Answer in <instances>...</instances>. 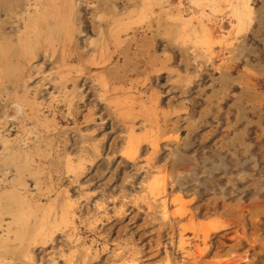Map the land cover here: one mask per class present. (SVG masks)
<instances>
[{
    "label": "rangeland",
    "instance_id": "rangeland-1",
    "mask_svg": "<svg viewBox=\"0 0 264 264\" xmlns=\"http://www.w3.org/2000/svg\"><path fill=\"white\" fill-rule=\"evenodd\" d=\"M9 1L17 2L13 10L7 0L2 6L0 1V32L9 40L10 63L19 65L24 61L18 53L25 30L21 14L34 11L40 0ZM143 2L77 0L73 17L78 26L74 31L77 44L64 39L67 46L61 41L62 49L57 45L63 52L56 47L54 55L43 45L37 52L34 49L36 59L31 55L30 71L25 72L30 94L42 102L43 110L50 106L47 113L59 133L36 134L30 120L28 131L10 117L3 134L13 139V146L20 142L21 148L24 143L22 149L27 146L26 151H31V170L23 172L29 194L43 204L57 198L53 219L59 218L66 195L75 202L77 213L74 236L67 235V228L57 230L45 246L33 247L32 264H129L135 258L140 264H166L168 257L176 260L170 258L172 264H264V0H249L252 15L238 30L229 17L222 19L210 57L203 44L204 48L197 42L199 46L190 41L185 44L174 34L176 28L166 12L158 24L161 5L169 0H155L150 9ZM190 6L187 17L200 9L194 3ZM133 9L137 12L129 14ZM116 18L124 19L118 24L130 23V33L139 29V36L151 39L152 54L160 62L151 61L136 45L128 50L129 39L117 44L112 34ZM130 33L120 36L127 39L134 34ZM103 43L102 55L108 53V65L115 66L90 67L86 60L93 53L98 56ZM68 45L72 46L69 54ZM74 48L81 55H74ZM62 60L73 64L65 65ZM9 79L6 85L0 84V121L9 114L10 94L15 92L13 78ZM70 92L76 95L74 100ZM66 94L71 95L74 114ZM116 100L122 105L117 106ZM144 111L153 114V125L145 120ZM130 124L136 143L140 142L138 153L129 154L134 146L129 139ZM68 156L82 164L77 173L67 168ZM12 166L0 168L4 176L0 188L8 187L13 179L16 167ZM153 180L167 186L166 214L158 200L152 201L149 183ZM2 216L0 234L6 233L10 220L9 214ZM205 230L210 232L207 238ZM87 246L91 247L90 259L83 262L81 253ZM16 257L13 264L31 263Z\"/></svg>",
    "mask_w": 264,
    "mask_h": 264
},
{
    "label": "bare ground",
    "instance_id": "bare-ground-1",
    "mask_svg": "<svg viewBox=\"0 0 264 264\" xmlns=\"http://www.w3.org/2000/svg\"><path fill=\"white\" fill-rule=\"evenodd\" d=\"M0 1H3V3L0 2V3H2L1 6L4 3H7L6 0H0ZM7 1H8L10 8L13 10L15 7V3H17V2H15V1L13 2V1H9V0H7ZM24 1H26V0H24ZM143 1H144L143 7L150 9L152 6V2H154L155 0H143ZM188 1H190L191 3H194L195 5L200 7L199 10L197 9V11H199V14H196L197 11L195 10L196 12L192 11L189 14L190 17H187L185 14V11L187 12L186 9L190 6L191 3L186 5V3L183 0H169V2L167 4L161 5V10L157 14V22H158V24H160L163 21V20L161 21V19L165 16H163L162 13L166 12V14H168V18L172 19V22H170V23H174L173 26H174V28H176L174 31V34L176 33V36L179 37L183 41V43H185V44H186L185 41H190V42H195V44H196V42L200 43L201 46L204 45L206 47V50H208L207 52H205V54H207L208 57H210L209 54L211 56H213L212 55V50H213L212 44H214L216 42L215 37H217V36H215V31L219 32V29L220 30L222 29V19L225 16L229 17V19H230L229 22L234 24L233 28L235 30H238L246 22L245 20H247V18H249L250 14L252 13V8H251V4H250L249 0H188ZM20 4H21V2H20ZM24 4H25V2H24ZM35 5H36V7L34 8L35 10L32 11L31 13L29 12V10H27L26 14H25V12H24V15H23V13L21 14L23 16V18H21V20L25 21L24 22L25 28H23L25 30L21 29L23 33H21L22 35H20L21 36L19 38L20 44H18V46L20 45L21 48H19V52L18 51H16V52L22 53V57L24 58V61L22 60L23 62L21 61L22 63H20L19 60H21V59H18V58H20V57H18L17 59H18L20 64L18 62H16V63L19 65H14L15 62H14V64L10 63L9 59L11 57V53L9 54V50L7 47L9 40L7 41L8 38L4 37L5 35L3 36L4 31L2 33L0 32V84L6 85V82H8L7 78L8 79L13 78L12 79L13 83L12 82H10V83H12L13 88L15 89V92L13 91V94H10L11 97L9 96L10 97L9 98L10 101L8 102L9 107H10L9 114H6V111H5L6 118L3 121H0V125L2 126V131H1L2 133L0 132V142H2L4 145V149H3L4 152L2 154V157H0L2 163L1 162L0 163H1V166L5 165V168H6V165H7V167L11 166V165L16 167V172L14 174V177L12 176L13 179L11 178L10 184L8 183L9 186L7 187V185H5L6 188H3V187H2L3 189L0 188V224H1V221L3 220V218H5L2 216L3 214L6 213V214L10 215V220L8 221V224H7L8 228L6 229V233L0 234V264H13L12 261H13V257H15V256L21 257L23 259V261H26L27 263L31 261L30 264H32V261L34 260V256H33V251H34L33 247L34 246H38V245L45 246L50 239L54 238V236H53L54 233L57 230L62 229V228H64V229L67 228L68 230H70V232H67V235H69V237H72V235L74 236V230L76 228L75 223H77L76 222L77 213L75 211V202H73L72 199H69L68 195H66V199L62 204V208H60L61 213H59L60 216L58 215L59 218L55 217L54 219L52 217H53V215H55L54 211L55 212L57 211L56 210L57 209L56 208L57 198H54L53 200H51L49 202L47 201L48 203L43 204L41 201H40L41 202L40 203L39 200H36L35 197L30 195L31 192H30V190H28L27 185L24 181L26 179H23V175H24L23 172L31 170V166H30V161H32L31 155H30L31 151L30 150L26 151L27 146L24 148L25 150L22 149L23 145H24V143L22 141L21 142L23 143V145L21 148H19V144H21L20 142L16 143V146L18 144V147L13 146V143H12L13 139L9 138L8 136H4V134H3V133H6L5 130L8 128L7 127V120H8L7 118H10V117H14V119H17V122L20 124V125H18V127L22 128V129L23 128L28 129V131H29V128L26 126H27L28 120H30L31 123L33 124L32 127H30V128H31L32 132L36 133V134H55V132L58 129L57 123L50 117V114L47 113V111H49L48 108L50 106L47 105L44 107L45 110L42 109V107H41L43 105L42 102H40L37 99L36 95L30 94L31 91H29L28 79H26L25 77L27 76V74H26L27 71H30L29 67L31 65V59L33 58L31 55L33 54V56H34L35 50L37 52L38 49L42 48V46L45 45V47H44L45 51L46 52L50 51L49 53H51V50H52V53L55 55L56 50H60V49H58L59 47H57V45L61 46V45H59L60 41H61V43L65 42V45H66L67 41H74L73 42L74 46L77 44V43L75 44V40H74V31L76 28H78V26L77 27L75 26V22H74L75 19L73 18L75 16L74 11H75V8L77 6V0H40L39 3L37 2V3H35ZM21 6H22V4H21ZM21 6H19V7H21ZM205 6H207L208 10H205V8H206ZM31 7H34V6H31ZM5 8H6V6H5ZM18 8H17V10H19ZM192 9L193 8H191V10ZM136 10L137 9L131 10L129 12V14L133 15L134 12H137ZM217 11H218V13H219V11H220V13L221 12H224V13L217 15V13H216ZM2 12H4V10ZM27 12H29V13L27 14ZM18 13L19 12L17 11V14ZM151 13L153 15L156 14L154 9L151 11ZM142 14H144V13H142ZM11 15H13V14H11ZM15 18H13V19H15ZM168 18H167V20H168ZM252 18H253V16H252ZM8 19H10V18H8ZM119 19L122 22L124 19L123 20H122V18H116L115 19V25H117V26L120 25V28L115 27V25H114V28L112 29V34L114 35L115 42L117 44L118 43L122 44V43H124V41L126 42L129 39V43H126L128 46L127 47L128 50H130L131 47L133 48V45H136L135 49H140L141 52L146 53L148 55V57L151 59V61H153L154 63L160 62L157 59V55L152 54L151 50H152L153 44L151 42V39H149L145 35L139 36L140 35V33L138 32L139 29L133 30L134 34L132 35V37L130 35L129 36L130 38L122 39L123 36H120L121 33L127 32L129 34L130 33L129 30L132 29V27L129 26L130 23H128L129 25L126 23H124L123 25H121V23L118 24ZM0 20H1V18H0ZM194 20H196L198 22L197 25L195 24L196 22H193ZM9 21H13V20L11 19ZM137 21H139V20H137ZM132 22L133 21L131 20V23ZM140 22H138V23H140ZM14 24L16 25V23H14ZM77 25H78V22H77ZM5 26H6V24H5ZM16 27H17V25H16ZM16 27H15V29H18ZM1 28L6 30L3 27H1ZM121 29H123V30H121ZM132 33H130V34H132ZM16 34H17V32H16ZM61 35H63L64 37L62 38ZM17 38H18V36H17ZM60 38H61V40H60ZM219 38H220V36H219ZM64 39L67 41H64ZM69 44H71V43H69ZM10 45H11V43H10ZM197 45L199 46V44H196V46ZM186 46H188V45H186ZM204 46H203V48H204ZM56 47H57V49H56ZM68 47H69V49H67V51H66L67 54H69L68 51L71 50L70 47H72V46L68 45ZM44 49H42V50H44ZM61 49H62V46H61ZM74 49H76V48H74ZM63 50L65 51V48ZM77 50L78 49H76V51H75L76 53L73 52V53H75L74 55L80 54V53H77L78 52ZM105 50H106V46L103 43L100 47L99 55L96 56L93 53V56H91L90 59L88 57L89 60L88 61L86 60L85 63L87 64V62H89L90 67H91V65L92 66L97 65V66H105L108 69L115 66V64L114 65H108V63H107V61H109V57L107 56L108 53L105 56L102 55V53L105 52ZM60 51H62V50H60ZM42 52H44V51H42ZM46 52H45V54H47ZM71 52H70V54H71ZM39 53H41V52H39ZM134 53L136 54L137 50H135ZM12 55H13V53H12ZM36 55L37 54H35L34 58L36 57ZM64 55H65V53H64ZM64 55L62 56L63 58H64ZM136 55H138V54H136ZM48 56H49V54H48ZM69 56H71V55H69ZM85 56H82V57L85 58ZM71 57H73V56H71ZM79 57L81 58V56H79ZM99 57H102L103 60H97ZM14 58L16 59V54H15ZM38 58H39V56H38ZM167 58H168V56H167ZM48 59H50V56ZM76 59L78 61L79 58H76ZM65 60H62V61L64 62ZM68 60H69V58H68ZM81 60L83 61V59H81ZM69 62L70 61H68V62L66 61V63H68V64H71V65L73 64V63H69ZM74 62H76L75 59H74ZM64 63H63V67H64ZM66 63H65V65H66ZM81 63L82 62L80 61V64ZM85 63H84V67L86 66ZM68 66L70 67V65H68ZM33 67L34 66H32V70H33ZM35 68L39 69L40 67H36V65H35ZM59 68H60V66H59ZM86 68H87V66H86ZM25 74H26V76H25ZM69 74L71 75V73H69ZM92 74H93V71H92ZM27 78H28V76H27ZM100 79L101 78H99V80ZM76 80H77V78H76ZM76 80H75V82H76ZM101 80L103 83H106V81L103 79V77ZM68 81L69 80H67V82ZM76 84H77V82H76ZM66 85L67 84H65V87H66ZM105 85H107V84H105ZM105 85H104V87H105ZM62 86H63V84H62ZM74 86L76 87V85H74ZM7 89H8V85H7ZM66 91H69V90H66ZM5 92L8 93V91H5ZM3 93H4V91H3ZM67 95L68 94H66V97H65L66 99H67ZM71 95L74 96L72 93H71ZM71 95L70 94L68 95V98H69L68 100L70 101V103H69V105L67 104V106L69 107V110H70V107L74 106V105L71 106L72 105V102L70 100ZM75 97H76V95L71 99L74 100ZM6 102H7V100H6ZM115 102L117 103V106L118 105L120 106V104H121L120 101L116 100ZM8 103H7V105H8ZM73 103H75V102L73 101ZM4 104H6V103H4ZM7 105H3V106L5 107ZM68 107H67V109H68ZM69 110H66V111H69ZM72 111H74V110H72ZM121 113L128 114L130 112H128V110H124V111L121 110ZM68 114H69V112H68ZM150 114H152V113H150ZM52 115H53V112H52ZM151 116H149L145 112V120L149 121V122H147L148 124L153 125V123L155 121L153 120V118L151 119ZM129 118H130V116H129ZM129 128H130L129 139L132 143L134 142L133 143L134 144L133 149L131 150V152H129V154L138 153V151L140 149V144H139L140 142H137L138 144L136 143L137 137L134 134V128L132 127L131 124L129 125ZM57 133H59V132H56V134ZM38 137H40V136L37 135L36 138H38ZM138 141H140V140H138ZM3 145H2V147H3ZM32 145H33V143L31 144V146ZM154 145L156 146L155 143H154ZM31 146L29 145L28 147H31ZM126 150H128V149H126ZM0 156H1V153H0ZM81 165H82L81 163L75 164V161L73 160V158H71L69 156L66 157V166L70 171L77 173V171L81 167ZM3 166L0 168H3ZM12 169L15 170V168H12ZM4 171H3V173H4ZM6 174H7V176H6V178H7L8 173L6 172L4 175H6ZM1 176H3V175L1 174ZM3 178H4V176H3ZM3 178L0 180L4 181ZM6 180H8V179H6ZM149 191L153 196V198H152L153 203L156 202V200H158L160 202V204H162V206H163L162 210L164 211V214H166L169 210L167 208V205H168L167 186L165 184L157 181V180H153L149 183ZM29 192H30V194H29ZM43 193H42V195H43ZM56 196H59V195H56ZM33 220L36 221V222H34V223H36L35 227H33V225H32ZM3 228H2V231L4 230ZM64 229H63V231H65ZM71 229H72V231H71ZM76 230H78V228ZM203 232H204V237L207 238L210 232L208 230H205ZM64 233H66V232H64ZM65 238L68 239L67 236ZM77 239H78V237H77ZM65 241L68 244V241L67 240H65ZM85 244H86V242H85ZM88 247L89 246H87L85 249L86 252L83 249H81V251H84V253H85V254L81 253L85 257V258L84 257L81 258V259H85V260H83V262H86V260L88 261L90 259V258L87 259L89 257V255L91 254V250H90L91 247H89V248ZM57 252H58V250H57ZM135 254H136V252H135ZM132 255H133V253H132ZM132 255L130 258H132ZM80 257H81V255H80ZM67 258H69V257H67ZM170 258L168 257V261L166 264H172L171 259H173L174 257L171 259ZM14 260L17 261L15 258H14ZM138 261H140V260H138ZM174 261H176V260H174ZM129 262H130L129 264H140L136 261V258L133 259L132 261H129ZM33 263H35V262L33 261ZM69 263H70V261H69ZM79 263L80 262H78V264Z\"/></svg>",
    "mask_w": 264,
    "mask_h": 264
}]
</instances>
